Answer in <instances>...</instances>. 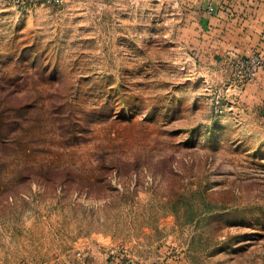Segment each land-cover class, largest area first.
<instances>
[{
	"label": "rangeland",
	"instance_id": "1",
	"mask_svg": "<svg viewBox=\"0 0 264 264\" xmlns=\"http://www.w3.org/2000/svg\"><path fill=\"white\" fill-rule=\"evenodd\" d=\"M186 18L0 0V264H264V108Z\"/></svg>",
	"mask_w": 264,
	"mask_h": 264
},
{
	"label": "crops",
	"instance_id": "2",
	"mask_svg": "<svg viewBox=\"0 0 264 264\" xmlns=\"http://www.w3.org/2000/svg\"><path fill=\"white\" fill-rule=\"evenodd\" d=\"M188 34L204 50L230 58L253 52L264 55V0H183ZM197 44V42H196ZM239 106L264 108V70L241 91ZM262 108V109H263ZM70 264H142L132 258L94 248Z\"/></svg>",
	"mask_w": 264,
	"mask_h": 264
},
{
	"label": "built area",
	"instance_id": "3",
	"mask_svg": "<svg viewBox=\"0 0 264 264\" xmlns=\"http://www.w3.org/2000/svg\"><path fill=\"white\" fill-rule=\"evenodd\" d=\"M65 0H11V4L19 11H28L37 4L60 5ZM264 70V55L253 52L247 56H239L234 62V74L242 82L253 81L258 72Z\"/></svg>",
	"mask_w": 264,
	"mask_h": 264
}]
</instances>
